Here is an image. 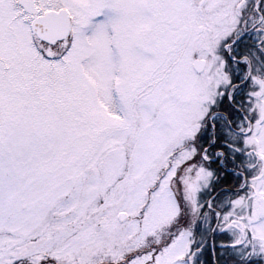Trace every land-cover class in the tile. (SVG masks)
I'll use <instances>...</instances> for the list:
<instances>
[{"label": "snow or ice", "instance_id": "snow-or-ice-1", "mask_svg": "<svg viewBox=\"0 0 264 264\" xmlns=\"http://www.w3.org/2000/svg\"><path fill=\"white\" fill-rule=\"evenodd\" d=\"M0 264H264V0H0Z\"/></svg>", "mask_w": 264, "mask_h": 264}]
</instances>
